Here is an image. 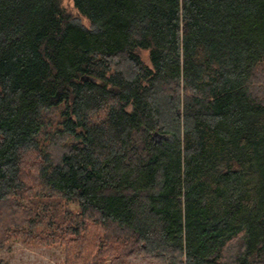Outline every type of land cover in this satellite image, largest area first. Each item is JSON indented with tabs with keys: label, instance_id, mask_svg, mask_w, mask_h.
I'll use <instances>...</instances> for the list:
<instances>
[{
	"label": "trees",
	"instance_id": "16d2710c",
	"mask_svg": "<svg viewBox=\"0 0 264 264\" xmlns=\"http://www.w3.org/2000/svg\"><path fill=\"white\" fill-rule=\"evenodd\" d=\"M17 241L264 264V0H0V250Z\"/></svg>",
	"mask_w": 264,
	"mask_h": 264
},
{
	"label": "rangeland",
	"instance_id": "374dc122",
	"mask_svg": "<svg viewBox=\"0 0 264 264\" xmlns=\"http://www.w3.org/2000/svg\"><path fill=\"white\" fill-rule=\"evenodd\" d=\"M82 25L91 29L89 24L80 20ZM146 61V53L142 54ZM64 208L77 212L74 204L66 203ZM64 248L58 243L41 246L35 243L21 241L7 244L0 250V264H64Z\"/></svg>",
	"mask_w": 264,
	"mask_h": 264
}]
</instances>
